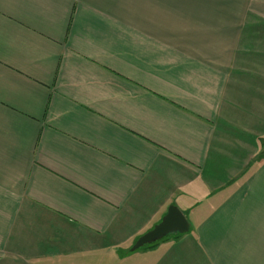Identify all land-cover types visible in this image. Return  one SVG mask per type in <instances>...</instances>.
Instances as JSON below:
<instances>
[{
	"label": "crops",
	"instance_id": "crops-1",
	"mask_svg": "<svg viewBox=\"0 0 264 264\" xmlns=\"http://www.w3.org/2000/svg\"><path fill=\"white\" fill-rule=\"evenodd\" d=\"M114 252L264 264V0H0V264Z\"/></svg>",
	"mask_w": 264,
	"mask_h": 264
},
{
	"label": "water",
	"instance_id": "water-1",
	"mask_svg": "<svg viewBox=\"0 0 264 264\" xmlns=\"http://www.w3.org/2000/svg\"><path fill=\"white\" fill-rule=\"evenodd\" d=\"M188 231L189 225L182 212L174 206H169L161 222L141 235L132 246V250L157 242L170 234H183Z\"/></svg>",
	"mask_w": 264,
	"mask_h": 264
},
{
	"label": "rangeland",
	"instance_id": "rangeland-1",
	"mask_svg": "<svg viewBox=\"0 0 264 264\" xmlns=\"http://www.w3.org/2000/svg\"><path fill=\"white\" fill-rule=\"evenodd\" d=\"M158 244V243H157ZM156 244V245H157ZM155 244H152V245H146V246H144V247H142V248H139V249H137V250H132L131 252H130V254H129V256L128 257H132V256H134V255H137V254H140L141 252L140 251H143V249H146V248H149V249H151V248H153V247H155L156 246ZM123 255L120 253H118V252H114L113 253V256H111V258H110V262L108 263V261H105V263H108V264H119L120 263V261H121V258H123L122 257ZM121 257V258H120ZM127 257V258H128ZM123 261V260H122ZM121 261V262H122Z\"/></svg>",
	"mask_w": 264,
	"mask_h": 264
},
{
	"label": "trees",
	"instance_id": "trees-1",
	"mask_svg": "<svg viewBox=\"0 0 264 264\" xmlns=\"http://www.w3.org/2000/svg\"><path fill=\"white\" fill-rule=\"evenodd\" d=\"M263 159V155H261V157H260V160H262ZM165 238H167V237H164L163 239H161V240H159V241H157V242H154V243H151V244H148V245H152V244H157L158 242H160V241H163ZM146 246V245H145ZM144 247V246H143ZM132 251V247L129 249V253Z\"/></svg>",
	"mask_w": 264,
	"mask_h": 264
}]
</instances>
